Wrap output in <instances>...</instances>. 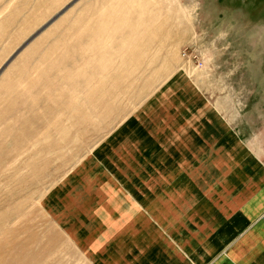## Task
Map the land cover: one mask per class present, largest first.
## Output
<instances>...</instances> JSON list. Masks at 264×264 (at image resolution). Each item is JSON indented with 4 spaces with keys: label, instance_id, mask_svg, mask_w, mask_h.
Wrapping results in <instances>:
<instances>
[{
    "label": "rangeland",
    "instance_id": "rangeland-1",
    "mask_svg": "<svg viewBox=\"0 0 264 264\" xmlns=\"http://www.w3.org/2000/svg\"><path fill=\"white\" fill-rule=\"evenodd\" d=\"M72 1L0 0V68ZM176 83L264 161V0H78L11 60L0 74V264L58 259L70 242L47 194Z\"/></svg>",
    "mask_w": 264,
    "mask_h": 264
},
{
    "label": "crops",
    "instance_id": "crops-1",
    "mask_svg": "<svg viewBox=\"0 0 264 264\" xmlns=\"http://www.w3.org/2000/svg\"><path fill=\"white\" fill-rule=\"evenodd\" d=\"M183 88L164 85L47 194L70 243L42 264H264L263 156Z\"/></svg>",
    "mask_w": 264,
    "mask_h": 264
},
{
    "label": "water",
    "instance_id": "water-1",
    "mask_svg": "<svg viewBox=\"0 0 264 264\" xmlns=\"http://www.w3.org/2000/svg\"><path fill=\"white\" fill-rule=\"evenodd\" d=\"M78 0H73L63 7L59 12H57L51 19H49L43 26H41L32 36L23 42V44L9 57V59L0 68V74L5 69V67L13 60V58L29 43L31 42L39 33H41L45 28H47L51 23H53L59 16L66 12L75 2Z\"/></svg>",
    "mask_w": 264,
    "mask_h": 264
},
{
    "label": "built area",
    "instance_id": "built-area-1",
    "mask_svg": "<svg viewBox=\"0 0 264 264\" xmlns=\"http://www.w3.org/2000/svg\"><path fill=\"white\" fill-rule=\"evenodd\" d=\"M185 55V54H184Z\"/></svg>",
    "mask_w": 264,
    "mask_h": 264
}]
</instances>
